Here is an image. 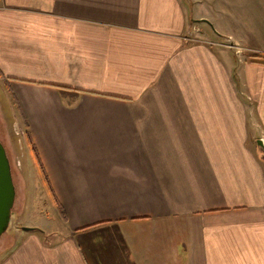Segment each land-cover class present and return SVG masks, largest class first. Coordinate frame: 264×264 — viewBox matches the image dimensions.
I'll list each match as a JSON object with an SVG mask.
<instances>
[{"label":"crops","instance_id":"1","mask_svg":"<svg viewBox=\"0 0 264 264\" xmlns=\"http://www.w3.org/2000/svg\"><path fill=\"white\" fill-rule=\"evenodd\" d=\"M251 55L264 0H0V77L61 230L0 264H264Z\"/></svg>","mask_w":264,"mask_h":264},{"label":"rangeland","instance_id":"2","mask_svg":"<svg viewBox=\"0 0 264 264\" xmlns=\"http://www.w3.org/2000/svg\"><path fill=\"white\" fill-rule=\"evenodd\" d=\"M11 99V96L5 94L4 83L0 77V140L7 148L17 191L12 222L0 239V257L3 254L2 249L10 247L23 227L51 230L50 232L61 231L56 223L54 203L49 200L51 193L43 177L45 188L41 184L38 173L40 170L34 169L30 162L28 130L17 115L18 111ZM145 230L144 238L147 227Z\"/></svg>","mask_w":264,"mask_h":264},{"label":"water","instance_id":"3","mask_svg":"<svg viewBox=\"0 0 264 264\" xmlns=\"http://www.w3.org/2000/svg\"><path fill=\"white\" fill-rule=\"evenodd\" d=\"M260 143L263 146L261 141ZM16 195L11 160L6 146L0 140V239L12 222ZM23 229L29 231L32 228L23 227Z\"/></svg>","mask_w":264,"mask_h":264},{"label":"trees","instance_id":"4","mask_svg":"<svg viewBox=\"0 0 264 264\" xmlns=\"http://www.w3.org/2000/svg\"><path fill=\"white\" fill-rule=\"evenodd\" d=\"M250 57H251V60L253 62H255V63H263L264 64V57H262V55H251ZM12 101H13V104H14L15 108L22 113V110L20 109V105H19L18 101L14 97L12 98ZM25 123H26V121H25ZM26 127H27V130H28L27 131V138H28V141H29V143L31 145L32 151L34 152V155L36 157V160H37L41 175H42L44 181L46 182V184L48 186H50L48 174H47V172L45 170V167H44V165H43V163H42V161L40 159L39 153H38L37 148H36V146H35V144L33 142L31 133L29 131V126L27 125V123H26ZM56 205L58 207V210L60 211V214L64 217V219H66L65 213H64L61 205L58 203V201H56ZM30 231H41V230L39 228H32V229H30Z\"/></svg>","mask_w":264,"mask_h":264}]
</instances>
